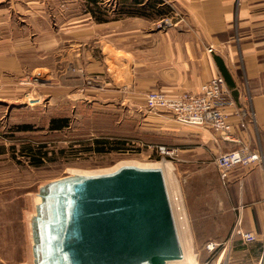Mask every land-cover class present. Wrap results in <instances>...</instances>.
Returning a JSON list of instances; mask_svg holds the SVG:
<instances>
[{
  "label": "crops",
  "instance_id": "1",
  "mask_svg": "<svg viewBox=\"0 0 264 264\" xmlns=\"http://www.w3.org/2000/svg\"><path fill=\"white\" fill-rule=\"evenodd\" d=\"M12 9L24 16L18 36L5 29L3 16ZM165 16L174 24L158 28ZM38 23L53 33L60 26L73 37L69 46L74 47L64 49L63 58L79 68L73 77L63 73L62 88L52 83L48 93L52 103L56 97L74 101L73 112L80 119L74 130L94 124L95 139L114 144L137 138L149 147H172L183 169L210 159L219 172L215 159L220 152L240 142L264 148V0H0V76L28 69L21 54L34 50ZM87 70L96 83L94 96L87 95ZM218 75L225 78L222 106L232 125L225 139L209 127L147 109L151 90L200 93ZM88 96L93 110L85 115ZM244 107L249 110L242 115ZM170 164L164 163L167 168ZM223 184L208 211L200 198L184 200L191 238L183 239L181 230V239L189 246L191 264H264V166L236 167ZM173 186L176 195L179 188L183 191ZM242 231L257 238L247 241Z\"/></svg>",
  "mask_w": 264,
  "mask_h": 264
},
{
  "label": "rangeland",
  "instance_id": "2",
  "mask_svg": "<svg viewBox=\"0 0 264 264\" xmlns=\"http://www.w3.org/2000/svg\"><path fill=\"white\" fill-rule=\"evenodd\" d=\"M106 5L110 8V2ZM3 18L6 21L5 29L18 36L24 19L22 13L12 9ZM71 39L70 33L66 34L60 26H56L53 33L47 30L46 25L34 24V50L25 51L28 53L26 55L21 54V61L28 63V69L21 75L0 76V264H44L47 253L45 225L54 218L55 204L54 198L48 194L56 190V182L62 177L108 172L121 167V164L151 166L171 163L170 170L169 166L166 169L172 197L182 207L186 198L189 202L190 199L199 201L200 198L204 202L200 205L205 211L213 206L214 193L224 186L210 159L197 161L190 168L183 169V166L178 167L177 154L162 157L156 151L157 145L146 146L137 138L116 141L114 144L120 143L121 146L108 151L93 150L96 135L94 124L74 130L80 124V119L73 112L74 101L60 102L56 97L52 103L53 95L48 93L52 83L59 86V82L63 81V73H71L67 76L73 77L79 68L75 61L68 64L63 58L64 49L74 47L69 46L70 42L73 43ZM91 39L89 36L88 41ZM87 46L95 50L93 42H88ZM95 88L93 73L87 70V95L94 96ZM89 96L90 102L87 100L86 107L82 108L85 115L93 110L90 106L93 100ZM64 116L69 117L70 126L51 129L57 123H52V119ZM21 125H30L32 129L23 130ZM27 145L34 151L40 148L47 152L41 164L32 162L26 151ZM174 183L183 187V191L178 189L177 195L174 193ZM39 197L43 203L41 213L35 218V199L38 205ZM177 207L174 210L181 217L178 227L180 225V231L184 232L183 239L191 238L189 215L184 207L183 210ZM185 248L189 256V246Z\"/></svg>",
  "mask_w": 264,
  "mask_h": 264
},
{
  "label": "water",
  "instance_id": "3",
  "mask_svg": "<svg viewBox=\"0 0 264 264\" xmlns=\"http://www.w3.org/2000/svg\"><path fill=\"white\" fill-rule=\"evenodd\" d=\"M66 177L48 194L55 204L54 218L45 225L44 264H165L164 259L183 256L161 168L125 165ZM60 199L65 215L57 226Z\"/></svg>",
  "mask_w": 264,
  "mask_h": 264
},
{
  "label": "built area",
  "instance_id": "4",
  "mask_svg": "<svg viewBox=\"0 0 264 264\" xmlns=\"http://www.w3.org/2000/svg\"><path fill=\"white\" fill-rule=\"evenodd\" d=\"M173 21L165 16L158 22L159 28L172 26ZM225 78L222 75L212 78L201 86L200 93L183 91L175 95L167 94L163 90H151L146 95V106L151 112L165 111L183 123L199 125L211 128L214 133L227 138L231 133L232 125L228 123V114L222 106L223 86ZM247 99L249 95L246 94ZM248 108L244 107L242 115L248 114ZM156 151L162 157H173L176 149L166 145H157ZM219 170L220 179L226 183L230 172L236 167L264 166V148L252 146L250 143L240 144L230 150L220 152L215 159ZM242 237L247 241L257 238L253 232L242 231Z\"/></svg>",
  "mask_w": 264,
  "mask_h": 264
},
{
  "label": "bare ground",
  "instance_id": "5",
  "mask_svg": "<svg viewBox=\"0 0 264 264\" xmlns=\"http://www.w3.org/2000/svg\"><path fill=\"white\" fill-rule=\"evenodd\" d=\"M162 19V18H161ZM160 19V20H161ZM171 19V18H170ZM134 163V162H133ZM125 165H134V166H138V167H157V168H161L162 169V171H163V173H164V176H165V179H166V184H167V188H168V193H169V196H170V200H171V204H172V208H173V212H174V217H175V221H176V225H177V228H178V233H179V236H180V240H181V245H182V252H183V256L182 257H179V258H172V259H164L163 261H164V263L165 264H191V258H190V256H187L186 255V249H185V246H184V243H183V240L181 239V231H180V225H179V227H178V224H179V219L181 218V217H179V215L177 214V212H176V209L174 210V207H177V205L180 207V204H179V201L178 202H176L175 201V199H174V197H172V192L170 191V187H169V183H168V178H167V169H166V166L164 165V163H157V164H155V165H152L151 164V166H142V165H140V164H121L120 166L122 167V166H125ZM120 168V167H119ZM118 167H116V168H114L113 170H110V171H108V172H101V173H96V174H80V175H78V176H75V177H84V176H90V175H98V174H104V173H110V172H113V171H116L117 169H119ZM178 197V196H177ZM178 199H179V197H178ZM41 199L39 198L38 199V205L37 206H39L40 205V203H41V201H40ZM60 202L61 203H59L58 202V206H59V208H58V211H59V213H60V217L58 218V221H57V223H56V225L58 226L59 225V223L61 222V223H63L64 222V206H63V201L60 199ZM178 208V207H177ZM181 209V208H180ZM35 222H36V220H34ZM55 225V226H56ZM35 235V234H34ZM35 239H36V236H35ZM34 239V240H35ZM54 240H55V238H54V236H53V242H54ZM194 258V257H193ZM194 260V259H193ZM145 264H151V263H149V262H147V263H145Z\"/></svg>",
  "mask_w": 264,
  "mask_h": 264
},
{
  "label": "trees",
  "instance_id": "6",
  "mask_svg": "<svg viewBox=\"0 0 264 264\" xmlns=\"http://www.w3.org/2000/svg\"><path fill=\"white\" fill-rule=\"evenodd\" d=\"M222 73L224 74L226 79H228L229 73L227 72V70L224 67H222ZM55 121L57 123L55 125H53L51 127V129H61V128L69 125V119L67 117H63L60 119H55V118L52 119V123H55ZM20 128L23 130H31L32 129L30 125H21ZM94 143H95L94 148H92V149L97 151V152L108 151V150L115 148V146H116V145L112 144V142L109 139L98 138V139H95ZM26 151L28 153V156H30V159H32V162L36 165L41 164L45 160V158L47 157V152L41 151L40 148L38 150L34 151L31 146H26Z\"/></svg>",
  "mask_w": 264,
  "mask_h": 264
}]
</instances>
